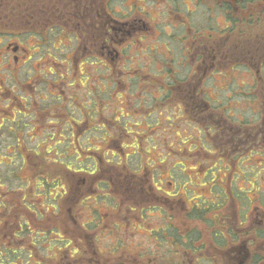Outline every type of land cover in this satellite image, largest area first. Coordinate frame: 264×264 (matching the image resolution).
<instances>
[{
  "label": "flooded vegetation",
  "instance_id": "1",
  "mask_svg": "<svg viewBox=\"0 0 264 264\" xmlns=\"http://www.w3.org/2000/svg\"><path fill=\"white\" fill-rule=\"evenodd\" d=\"M125 251L264 264V0H0V264Z\"/></svg>",
  "mask_w": 264,
  "mask_h": 264
},
{
  "label": "rangeland",
  "instance_id": "2",
  "mask_svg": "<svg viewBox=\"0 0 264 264\" xmlns=\"http://www.w3.org/2000/svg\"><path fill=\"white\" fill-rule=\"evenodd\" d=\"M153 14H155V13H153ZM237 100H241L242 103L245 104V99L242 100L241 98H237ZM155 116H156V115H155ZM166 117H167V115L164 114L161 118L163 119V118H166ZM128 237H129V235H128ZM106 238H110V239H111V236H107ZM135 238H138V236H136V237H134L133 239H131V243H132V245H133V243H136ZM131 243H130V244H131ZM132 245L130 246V249H132ZM129 253H130V251H127V254H126V251H125V253L122 254V255L124 256V257L122 258V262H123V260H128V261H130V263H132L133 258H131V257L129 256ZM132 264H133V263H132Z\"/></svg>",
  "mask_w": 264,
  "mask_h": 264
}]
</instances>
